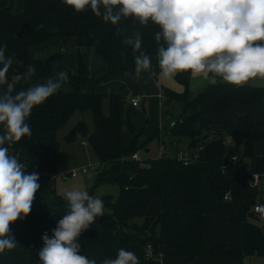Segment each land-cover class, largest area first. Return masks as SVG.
<instances>
[{
	"label": "trees",
	"instance_id": "1",
	"mask_svg": "<svg viewBox=\"0 0 264 264\" xmlns=\"http://www.w3.org/2000/svg\"><path fill=\"white\" fill-rule=\"evenodd\" d=\"M23 27V36L17 37ZM117 27L120 28V33L117 32ZM137 31L142 37L141 50L150 57L156 56L155 33L159 31V27L151 21L145 26L129 18L113 26L95 16L90 9L82 13L75 12L63 0H24V10L19 14L15 12V0L1 9L0 46L6 45V55L15 58L8 76L25 72L29 65H33L36 70L32 80L18 84L17 90L51 76L54 63L62 56L31 61L28 53L32 45L45 43L53 38H72L79 49L95 50L104 63L102 70L90 73L79 54L77 73L68 76L71 92L66 94L59 90L43 104L33 108L26 119L32 134L12 145L10 154L26 165L27 173L35 171L52 178L63 159L62 145L56 138L57 132L74 113L90 112L94 131L88 135V143L100 163L95 185L115 184L121 189L117 200L101 197L104 215L95 220L100 227L113 234L117 253L120 248L130 251L131 246L137 244L144 249L150 245L153 257L159 256L165 248L174 256L186 257L191 261L199 258L220 261L231 257L233 255L224 247L212 246L203 236L201 215L171 212L149 215L150 200L141 195L139 190L147 188L157 200L178 196L185 206H200L206 180L210 193L217 201H223L228 196L233 203L234 210L228 218L229 225L241 226L255 207V199L244 193V185L251 180L252 175L240 170L236 174L228 171L227 165L235 153L225 144L223 134L203 131V105L208 101L213 102L217 113L224 116L230 104L253 106L264 99V88L235 86L217 81L193 93L190 90L192 73L175 74V81L183 90L177 93L164 88L163 104L169 106L176 102L179 112L172 118L174 126H165L163 129L174 138H188L189 149H197L198 157L190 162H183L177 157L162 156L142 165L132 157L142 150L139 138L143 130L135 132L136 125L129 123L130 144L128 148H123L120 113L122 98L111 95L110 112L105 115L102 111L103 97L97 93L98 86L110 77L135 75V55L139 53H133L124 39ZM86 131V125L80 122L66 136L65 141L70 143L78 133L86 134ZM2 133L3 125H0V134ZM158 134L157 131L154 137ZM237 138L243 148L240 159L252 160L259 132L251 115L239 118ZM254 174H258V182L264 184V160L258 159L255 162ZM51 196L53 199L49 202H33L29 215L10 225V233L17 240V246L0 253V264H40L38 253L43 247V234L47 232L51 237L52 229L68 211L67 201L56 196L53 191ZM137 218L143 219L142 224L136 222ZM91 241L106 248L104 238L92 225L82 231L79 237L81 254L88 258L87 246Z\"/></svg>",
	"mask_w": 264,
	"mask_h": 264
},
{
	"label": "clouds",
	"instance_id": "2",
	"mask_svg": "<svg viewBox=\"0 0 264 264\" xmlns=\"http://www.w3.org/2000/svg\"><path fill=\"white\" fill-rule=\"evenodd\" d=\"M77 13L91 12L105 23L119 25L125 19L159 27L155 33L156 57L161 73L172 77L191 72L220 77L224 82L242 86L264 79V0H63ZM43 27V25H41ZM120 33V28L117 27ZM135 55L134 72L151 71L152 59L142 51L140 32L125 37ZM15 62L0 46V253L13 250L17 240L10 225L31 212L40 188L39 173L26 172V165L10 148L22 137L31 136L26 119L34 107L43 104L67 82L68 73L60 71L44 83L17 90L35 75L29 65L25 72L8 76ZM68 211L52 229L42 236L40 264H97L81 254L79 237L97 217L104 215V202L86 190H66ZM264 212V207L260 209ZM102 264H139L132 251L118 249L116 258Z\"/></svg>",
	"mask_w": 264,
	"mask_h": 264
},
{
	"label": "crops",
	"instance_id": "3",
	"mask_svg": "<svg viewBox=\"0 0 264 264\" xmlns=\"http://www.w3.org/2000/svg\"><path fill=\"white\" fill-rule=\"evenodd\" d=\"M9 2L10 0H0V10L7 7L9 5ZM23 10L24 0H15V12L19 14L22 13ZM80 50H82L85 56L88 57L89 63H92V58H98L97 53L93 49L83 48ZM151 59L152 64H158L156 56L151 57ZM88 71L90 72V70ZM135 75H128V77ZM40 82L41 80L35 81L32 83V85ZM191 86L192 84L190 82V90H192ZM242 86L264 88V79L256 78ZM164 88H167L177 93H180L183 90L182 86H180L175 81V78L173 83L171 80L163 81L161 92L162 95L155 94L154 97L156 98L154 99V101H151L152 105H150L152 109L156 111L157 104V108H160V113L162 117L164 116V113L162 112V97ZM193 90L196 91V88L193 87ZM139 108L140 105L139 107H137V109ZM245 115L252 116L254 126L259 132V141L255 145L252 160L240 159L239 170L247 172L253 176L255 162L258 159L264 160V99H262L253 106H242L236 103L230 104L229 109L227 110L224 116L219 115L215 109L214 103L208 101L203 105L202 128L205 133L216 132L223 134L225 144L233 151V153H236L241 157L243 148L240 140L237 138L238 120L240 117ZM159 126L160 122H158L157 125L155 124L152 128L151 126H149L151 130H146V128L142 129V135L139 138V145L142 146V150H145V153L147 154L149 153L150 150L148 148V143L150 140L153 139L154 134L158 131L159 134L157 136V139L160 143V147L162 145H164L165 147V152L163 154H161L160 152L159 157L166 156V153H169L172 157H176L178 154L182 153L177 148V145L179 144L182 138H174L167 131H165L163 133L168 134L171 139L170 141L164 140L163 137H161V132H159L160 129L158 128L155 131L156 127ZM187 140L188 151L192 152L195 149H189L190 140L188 138ZM123 148H127V146H123ZM198 153L196 155H193L192 153L187 154L192 160H195L198 157ZM138 154L143 159L140 151L138 152ZM145 160L150 161L151 159L146 158ZM252 176L251 180L247 181L244 185V193L248 196H252L255 199V206H260L262 208L264 207V184L261 185ZM39 177L40 188L35 194V199L33 202L46 203V201L49 202L53 199L51 196L52 178L48 175H39ZM69 178L71 177H69V174H67L66 179ZM139 192L141 195L149 198L150 200L148 206L149 215L169 213L171 211L168 210L173 208L172 204H174L175 206V210H173L175 212L171 213L201 215L203 221V236L209 241L212 246L224 247L229 253L233 255L231 257L224 258L220 261H214L209 258H199L195 261H191L186 257L174 256L171 251L165 248L159 256L153 257L147 256L145 249L141 245L134 244L131 246L130 251L136 254L139 260V264H264V219L257 217L259 219V222H257L248 218L245 222L241 224V226L231 227L228 223V218L233 213V203L231 202V200L225 199L223 201H217L210 193L209 184L207 188H205V190L203 184V202L200 206H185L182 203L180 197L178 196H176L174 199H178L183 204L182 206L181 203H179V201L177 200L172 201V203H169V201L161 199L157 203L153 201L155 198H153L147 188H143L139 190ZM155 201L157 200L155 199ZM94 223L96 225H94ZM94 223L92 224V228L99 232L100 235L104 238L106 242V248H103L96 242L91 241L88 243L87 250L89 254V259H94L97 261V264H102V261L105 259L116 258L117 247L113 234L100 227L96 223V221Z\"/></svg>",
	"mask_w": 264,
	"mask_h": 264
},
{
	"label": "rangeland",
	"instance_id": "4",
	"mask_svg": "<svg viewBox=\"0 0 264 264\" xmlns=\"http://www.w3.org/2000/svg\"><path fill=\"white\" fill-rule=\"evenodd\" d=\"M11 2V0H10ZM9 2V4H10ZM81 55L85 64L87 65L88 70L91 73L98 72L103 68V60L97 54V59L92 58V63H89L88 57L85 56L82 50L77 46V43L74 39H62V38H53L48 40L45 43L38 45H32L29 49V59L34 60H45L51 58L55 55H61L62 57L57 60L53 65L52 74L50 77L55 76L60 71H66L69 74L77 73V61L78 55ZM101 62H100V61ZM175 76V75H174ZM174 76L165 77L158 66V64H152L151 71L142 72L139 76H126V77H110L106 82L99 85L97 88L98 94L103 97L102 100V111L105 115H108L110 112V99L111 95H119L122 98L120 113L122 118V144L123 146L129 147V142L131 138V131L129 123L136 125L135 132L146 128V130H151V128L158 122L160 126L156 127L155 131L159 128L161 132V137L164 140L170 141V136L165 134L164 127H169L172 121V118L178 114V104L173 102L169 106L162 104L163 113H170L171 115L161 116L160 108H157L156 111L152 109L150 105L151 101H154L156 97L155 94H161L162 92V83L164 80L174 81ZM48 78L41 80L40 83H44ZM224 82L220 77L213 76L209 74L207 78L203 74H192L190 82L192 84L191 91L197 93L206 87L209 84H213L216 81ZM226 83V82H224ZM193 87L196 88V91L193 90ZM63 93H70L71 87L68 82L60 89ZM162 95V94H161ZM132 99H138L140 108H133L131 105ZM83 122L86 125V134L78 133L73 141L70 143L65 141L66 136L80 123ZM151 126V128H149ZM94 123L93 118L90 112L80 113L76 112L73 114L71 119L67 124L62 127L56 134L57 141L62 145L63 159L57 166V171L54 177L52 178L51 188L53 193L60 197L62 200L66 201L64 193L66 190L78 189L86 190L88 193L95 197H110L113 200H117L121 189L119 185L115 184H100L95 185V179L99 170V160L88 143V135L93 133ZM188 140L187 138H182L177 145L178 150L182 153H192L196 155L198 150L195 149L192 152L188 151ZM149 153H145V150H140V153L143 157L142 160L150 158L155 160L159 158L160 155V143L158 142L157 137L153 138L148 143ZM168 152V151H166ZM166 156L172 157L169 153L165 154ZM162 156V155H161ZM147 160L144 161L146 165ZM88 169V174L79 173L77 178L66 179V175L72 171L79 169ZM208 183L204 181V190L207 188ZM209 191V190H208ZM176 197V196H175ZM174 197V198H175ZM165 199V201H179L178 199ZM157 200V199H156ZM154 202H159V200ZM47 202V201H46ZM179 203H181L179 201ZM173 208L168 211L175 212L174 204ZM183 204L181 203V206ZM136 222L142 224L143 219L137 218ZM94 225H96L94 223Z\"/></svg>",
	"mask_w": 264,
	"mask_h": 264
},
{
	"label": "built area",
	"instance_id": "5",
	"mask_svg": "<svg viewBox=\"0 0 264 264\" xmlns=\"http://www.w3.org/2000/svg\"><path fill=\"white\" fill-rule=\"evenodd\" d=\"M164 97H162V101L164 102ZM131 105L134 107V108H137L139 107V100L138 99H132L131 100ZM174 126V123H171L170 127H173ZM160 152L161 154H163L165 152V147L164 145H162L160 147ZM177 159H179L180 161H183V162H190L192 161V159L190 158V156L187 154V153H180L178 154L177 156ZM133 160H135L136 162L140 163V164H144V161L142 160L141 156L136 153L133 155L132 157ZM239 164H240V155L238 154H234L228 165H227V169L228 171H230L231 173L233 174H236L238 171H239ZM82 173V174H88L89 171L88 169L84 168V169H79V170H75V171H72L69 173V177L71 178H77L79 173ZM54 176H52L53 178ZM256 181H259V178L260 176L258 174H253L252 176ZM225 200H230L228 196L225 197ZM261 207L260 206H255L253 208V214L258 217V218H262L264 219V212H262L261 210ZM145 252L147 254V256H152V247L150 245L147 246V248L145 249Z\"/></svg>",
	"mask_w": 264,
	"mask_h": 264
},
{
	"label": "water",
	"instance_id": "6",
	"mask_svg": "<svg viewBox=\"0 0 264 264\" xmlns=\"http://www.w3.org/2000/svg\"><path fill=\"white\" fill-rule=\"evenodd\" d=\"M24 31H25V27H23V28L21 29V31H19V33H17V37H22L23 34H24ZM248 218H250L251 220H254V221L259 222V219H258L253 213H250V214L248 215Z\"/></svg>",
	"mask_w": 264,
	"mask_h": 264
}]
</instances>
